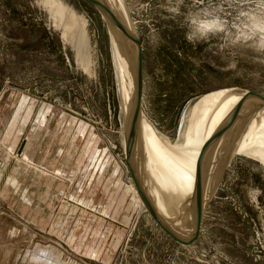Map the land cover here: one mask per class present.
<instances>
[{"label":"rangeland","instance_id":"1","mask_svg":"<svg viewBox=\"0 0 264 264\" xmlns=\"http://www.w3.org/2000/svg\"><path fill=\"white\" fill-rule=\"evenodd\" d=\"M124 2L142 48V113L170 147L184 142L204 96H264V55L185 39L186 17L210 0ZM77 26L92 75L69 45ZM107 26L86 0H0V264H264V168L248 155L224 150L208 164L209 201L188 246L116 190L134 186ZM251 123L264 133V121Z\"/></svg>","mask_w":264,"mask_h":264},{"label":"bare ground","instance_id":"2","mask_svg":"<svg viewBox=\"0 0 264 264\" xmlns=\"http://www.w3.org/2000/svg\"><path fill=\"white\" fill-rule=\"evenodd\" d=\"M95 1L108 6L116 14L118 20L131 29L132 24L124 0ZM102 17L108 25L115 75L121 94L125 130L123 133L124 151L128 160V168L132 170L140 192L136 190L133 181L134 187L130 191L132 201L134 204H140L144 209V202H146L165 220L167 226L165 224L164 226L170 233L186 241L191 237L197 220L201 188L204 197L206 196L209 182L206 184V181L209 180L210 168L208 164L214 158L227 150L248 155L264 168V133L259 132L257 127L251 123L252 119L264 121V108L255 109L253 101L247 98L244 100L243 92H234L235 89L221 90L204 96L193 109L196 112L194 127L191 123L186 129L183 143L170 147L167 141L160 140V135L151 132L152 128L142 113L141 95L138 102L139 108L136 107L135 70L130 60L131 54L127 52V44L123 41L124 35L120 33L114 22H110L106 16ZM66 26L65 19L61 29L62 36L65 38ZM74 29L73 36L78 31L79 38L84 44L87 41L84 31L78 29V26ZM71 42L73 44L72 40ZM142 85L143 77L141 93ZM221 100L225 105L216 103ZM233 108L238 110L233 111ZM246 112H248L247 117L242 115L240 118L241 113L246 114ZM219 115L221 117L217 122L216 117ZM223 127L224 131L221 132ZM250 130L255 135L254 141L248 140L247 135ZM218 139L220 144L215 147ZM184 155L186 156L182 158ZM207 175L208 179H206ZM166 209L172 210L173 214Z\"/></svg>","mask_w":264,"mask_h":264},{"label":"clouds","instance_id":"3","mask_svg":"<svg viewBox=\"0 0 264 264\" xmlns=\"http://www.w3.org/2000/svg\"><path fill=\"white\" fill-rule=\"evenodd\" d=\"M225 4L231 13L226 11ZM172 11L178 13L179 9ZM185 25V39L193 45L218 38L223 47L244 45L264 55V0H210L207 6L191 12Z\"/></svg>","mask_w":264,"mask_h":264},{"label":"water","instance_id":"4","mask_svg":"<svg viewBox=\"0 0 264 264\" xmlns=\"http://www.w3.org/2000/svg\"><path fill=\"white\" fill-rule=\"evenodd\" d=\"M88 3H90L102 16H106L110 22H114L118 26V30L120 31L121 34L124 35V43L127 44V52L128 54H131L130 60L132 62V66L134 67L135 70V89H134V96H135V103L137 104L136 107H138V102H139V96L141 95V83H142V77H143V61H142V48L141 44L139 41V38L136 34V31L133 27L131 26V29H128L125 27V25L118 20V17L108 6H104L95 0H86ZM124 2V1H123ZM125 5V2H124ZM126 7V5H125ZM127 8V7H126ZM129 14V13H128ZM130 19V16H129ZM131 22V19H130ZM132 24V22H131ZM117 30V29H116ZM60 35L62 34V31L60 30ZM87 32V31H86ZM116 34V32H115ZM118 34V32H117ZM79 38V32L77 31L76 34L74 35V40L73 44L72 42L70 43V46L73 50L74 53V58L76 64L84 71V73L88 75H92L93 70H92V48L90 45V40L87 35V41L83 44L82 41ZM243 92V96L245 97L244 100L247 98L251 102L253 101V104L255 106V109L257 108H264V96L250 92V91H245V90H234V92ZM139 108V107H138ZM138 110V109H137ZM214 142V140H211V142ZM128 162V160H127ZM131 172L132 179L134 181V185L136 187V190L139 192L137 183L134 179V175L131 169H129ZM140 193V192H139ZM200 208L198 210V214L196 217V222L194 225V230L191 235V237L188 240H182L180 237L173 235L168 231V229L164 226V224L167 226L166 222L157 214L156 211L150 208V206L144 202L145 209L147 212L150 214L154 222L161 228V230L174 242L182 245V246H188L190 245L198 236L201 228V222L202 218L204 215V211L206 208V205L209 201V198L204 197V192L202 191V188L200 190Z\"/></svg>","mask_w":264,"mask_h":264},{"label":"crops","instance_id":"5","mask_svg":"<svg viewBox=\"0 0 264 264\" xmlns=\"http://www.w3.org/2000/svg\"><path fill=\"white\" fill-rule=\"evenodd\" d=\"M42 125V124H41ZM41 125L40 124H38V129H41ZM93 142V141H92ZM27 157H28V155H27ZM96 156H95V154H91L90 156H89V158L92 160L91 161V165L89 164V165H87V166H85V170H88V168L89 167H93L94 165H93V162H94V160L96 159L95 158ZM29 159V157L28 158H26L25 160H26V162H27V160ZM57 174H59V175H61L62 174V171L61 170H57ZM115 174H116V171H115ZM13 180H15L14 182H16V179H13ZM12 180V181H13ZM14 185V184H13ZM116 190L117 191H122V199H123V197H127L128 199H129V202H130V204L132 205V206H134V207H136L135 205L136 204H134L133 203V201H132V195H131V193L129 192V190H128V186H124L123 187V185H120V183L117 181V185H116ZM28 205H29V202L27 203ZM137 208V207H136ZM138 209V208H137ZM42 253V252H41ZM43 254V253H42ZM45 255H46V257H49V258H53V256H52V253H50V252H45L44 253ZM43 254V255H44ZM93 257H96V255L95 254H93ZM36 258H37V256H36ZM38 260H40L39 258H38ZM54 262H56V261H54Z\"/></svg>","mask_w":264,"mask_h":264}]
</instances>
